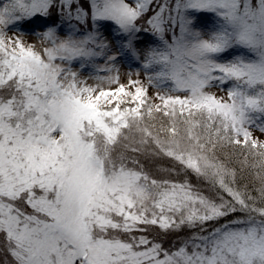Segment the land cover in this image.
<instances>
[{"label":"snow or ice","instance_id":"1","mask_svg":"<svg viewBox=\"0 0 264 264\" xmlns=\"http://www.w3.org/2000/svg\"><path fill=\"white\" fill-rule=\"evenodd\" d=\"M0 264H264V0H0Z\"/></svg>","mask_w":264,"mask_h":264},{"label":"rangeland","instance_id":"2","mask_svg":"<svg viewBox=\"0 0 264 264\" xmlns=\"http://www.w3.org/2000/svg\"><path fill=\"white\" fill-rule=\"evenodd\" d=\"M204 23H207V21H204ZM29 27H36V25H31ZM29 40H34L35 36L29 35L27 37ZM120 69V80L121 83L127 84L128 82V73H133L132 79H136L137 77L135 76V72L140 70L139 69V62H134L131 65L128 62L125 61H121L118 65H117ZM142 80H145L146 83V77L144 75V73L141 71V75L139 77ZM92 81H90L91 83ZM157 91L156 88H149V95H153L155 92ZM213 91H217L218 94L222 95L223 93H220L217 89H213ZM255 135L260 136L261 134L258 131L254 132ZM192 181L194 184H198L200 187H205V185H203L201 182H199L195 177H192ZM174 240V237H167L164 240V244L165 247H168L169 242Z\"/></svg>","mask_w":264,"mask_h":264}]
</instances>
